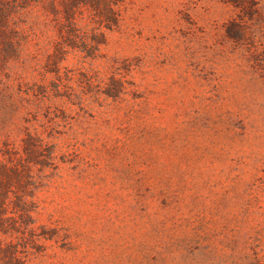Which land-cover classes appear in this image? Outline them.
Returning a JSON list of instances; mask_svg holds the SVG:
<instances>
[{
	"label": "rangeland",
	"instance_id": "rangeland-1",
	"mask_svg": "<svg viewBox=\"0 0 264 264\" xmlns=\"http://www.w3.org/2000/svg\"><path fill=\"white\" fill-rule=\"evenodd\" d=\"M260 7L250 18L228 0H129L98 59L72 49L61 62L69 96L43 101L56 31L35 26L0 68V141L59 136L57 159L37 167V217L55 235L28 264H264ZM115 60L127 91L83 93L75 74L107 76Z\"/></svg>",
	"mask_w": 264,
	"mask_h": 264
},
{
	"label": "trees",
	"instance_id": "trees-1",
	"mask_svg": "<svg viewBox=\"0 0 264 264\" xmlns=\"http://www.w3.org/2000/svg\"><path fill=\"white\" fill-rule=\"evenodd\" d=\"M129 0H0V68L21 57L24 42L39 22L52 25L56 31L54 50L49 60L53 80L37 86L40 101L49 97L69 96L64 92L67 79L61 62L72 49L90 59H98L101 47L108 42L107 32L124 20ZM241 8L244 16L261 14L260 0H228ZM105 76L94 68H81L75 74L91 96L118 98L131 83L125 66L117 65ZM124 63V62H123ZM51 67V66H50ZM130 71V70H129ZM47 109V105L39 103ZM30 127H27L29 129ZM59 136L27 130L21 146L10 138L0 141V264H28L32 255L43 250L41 241L53 238L54 228L39 223L38 192L44 177L38 165L49 167L58 157ZM40 168H38L39 170Z\"/></svg>",
	"mask_w": 264,
	"mask_h": 264
}]
</instances>
